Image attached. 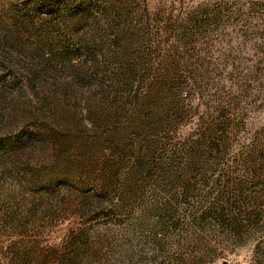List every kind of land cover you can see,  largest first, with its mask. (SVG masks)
Wrapping results in <instances>:
<instances>
[{"label": "rangeland", "instance_id": "1", "mask_svg": "<svg viewBox=\"0 0 264 264\" xmlns=\"http://www.w3.org/2000/svg\"><path fill=\"white\" fill-rule=\"evenodd\" d=\"M0 264H264V0H0Z\"/></svg>", "mask_w": 264, "mask_h": 264}]
</instances>
